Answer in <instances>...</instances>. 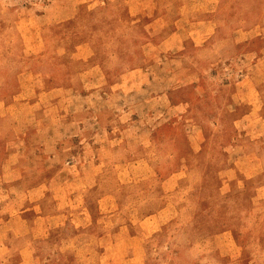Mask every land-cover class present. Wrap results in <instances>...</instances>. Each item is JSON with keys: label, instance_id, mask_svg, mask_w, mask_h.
Wrapping results in <instances>:
<instances>
[{"label": "crops", "instance_id": "obj_1", "mask_svg": "<svg viewBox=\"0 0 264 264\" xmlns=\"http://www.w3.org/2000/svg\"><path fill=\"white\" fill-rule=\"evenodd\" d=\"M58 1L70 9L95 0ZM97 1L107 14L125 7L129 15L151 16L149 39H158L151 46L166 54L176 48L182 74L193 70L192 58H202L203 48L217 45L220 33L243 45L250 30L259 27L263 47H254L251 58H237L241 66L225 75L230 109L243 106L242 122L233 121L237 132L226 143L235 152L240 147L236 135L245 119L254 123V139L264 138L262 6L238 17L223 10L222 0L209 7L198 5L202 0H183L175 11L168 0ZM92 46L90 41L77 46L79 70L65 65L58 67L60 74L46 76L67 83L45 85L43 72L22 68L13 101L0 104V264H145L146 238L177 214L170 194L185 172L170 171L177 157L175 139L162 140L160 132L169 124L171 109L183 111L188 102L172 101L164 58H135L134 51L125 58L112 53L93 58ZM77 78L81 84H74ZM197 82L198 76L194 94L202 92ZM242 148L231 156L226 175L260 173L246 170V161L264 167L259 152ZM28 175L45 177L26 184ZM256 189L259 209L264 184ZM223 241L233 248L223 249ZM209 245L210 251H225L226 264H243L230 231L211 237ZM65 253L69 258L59 263L55 257Z\"/></svg>", "mask_w": 264, "mask_h": 264}, {"label": "rangeland", "instance_id": "obj_2", "mask_svg": "<svg viewBox=\"0 0 264 264\" xmlns=\"http://www.w3.org/2000/svg\"><path fill=\"white\" fill-rule=\"evenodd\" d=\"M168 1L171 2V10L175 11L183 0ZM236 1L240 3L242 0ZM248 1L253 3L257 0ZM213 3L214 0H202L198 5L209 7ZM87 6L76 3L72 4V9H63L58 0H0V104L13 101L18 85L17 74L26 66L43 72L45 85L69 82L66 78L52 80L46 76L54 72L60 74L59 69L63 70L65 65L68 70H79L82 63L74 58L82 55L77 46L85 41L93 43V58L111 51H116L120 57H128L130 51L124 46L130 39L134 40L135 58L151 54L153 58H164L170 74L172 101L184 99L188 103L183 111L171 109L169 124L162 129L160 136L162 140L175 139L177 157L169 163V168L170 171H184L185 175L176 179L170 194L177 208L175 218L145 240V264L229 263L225 251H210L209 248L210 238L227 230L235 239L234 249L239 254L237 261L264 264V198L261 208L256 209L255 206L256 188L264 184V167L246 161L243 166L246 170L262 169L260 173L252 176L225 173L227 164L233 162L231 156L243 150L242 146L249 154L259 152L264 166V150L261 149L264 138L260 137V141L254 139L255 127L250 120L245 119L246 124L236 135L240 145L236 152L227 148L226 143L237 132L233 121L242 122L243 106L230 109L226 100L229 86L225 84V75L230 68L234 72L241 66L237 58L245 55L251 58L250 51L254 47H263V39L258 36L257 15H252L257 28L250 30V37L247 34L248 42L242 45L230 38L227 41L228 35L220 33L217 45L203 48L202 58H192L190 66L193 70L182 74L183 71L179 70L180 52L176 48L166 54L161 48L151 46V42L158 40L149 39L147 26L153 20L151 16L129 15L125 7L117 14H107L102 2L97 0ZM259 8L263 19L264 1L255 7L254 12ZM223 16L228 23L227 17ZM116 43L118 46H114ZM188 46L187 50L193 54L195 48ZM196 76L199 78L196 84L202 88L200 94L193 93ZM74 84H81V80L74 79ZM8 123L6 126L11 127V121ZM196 137L201 141L195 143ZM163 156L159 154V158ZM43 177L28 175L24 182L28 184ZM219 246L227 250L233 248L226 241ZM68 258L66 253L59 259L55 257L59 263Z\"/></svg>", "mask_w": 264, "mask_h": 264}, {"label": "trees", "instance_id": "obj_3", "mask_svg": "<svg viewBox=\"0 0 264 264\" xmlns=\"http://www.w3.org/2000/svg\"><path fill=\"white\" fill-rule=\"evenodd\" d=\"M264 0H257L256 2L253 1V3H249L248 0H242L240 3H238L236 0H222L221 1V7L223 8L224 11H229L234 13V12H237V16H241L243 13H247V12H251L255 9L256 6L259 5V3L263 2ZM229 6V7H228ZM226 14V13H225ZM118 43L114 44V46H118L117 45ZM126 49L128 48V50L131 52V51H134L136 52L133 48L134 47H130L129 45L128 46H124ZM125 52V50H124ZM111 53L113 55H116L118 56L117 52L116 51H111Z\"/></svg>", "mask_w": 264, "mask_h": 264}]
</instances>
